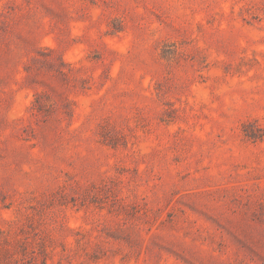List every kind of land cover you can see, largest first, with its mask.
<instances>
[{
    "label": "rangeland",
    "instance_id": "obj_1",
    "mask_svg": "<svg viewBox=\"0 0 264 264\" xmlns=\"http://www.w3.org/2000/svg\"><path fill=\"white\" fill-rule=\"evenodd\" d=\"M0 264H264V0H0Z\"/></svg>",
    "mask_w": 264,
    "mask_h": 264
}]
</instances>
